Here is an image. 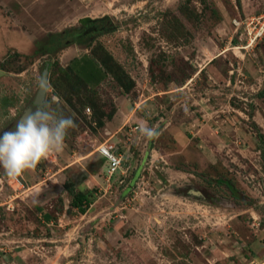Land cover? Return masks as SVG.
Wrapping results in <instances>:
<instances>
[{"label":"rangeland","instance_id":"1","mask_svg":"<svg viewBox=\"0 0 264 264\" xmlns=\"http://www.w3.org/2000/svg\"><path fill=\"white\" fill-rule=\"evenodd\" d=\"M46 64L43 110L77 127L35 169L0 168V264H264V0H0V134Z\"/></svg>","mask_w":264,"mask_h":264},{"label":"clouds","instance_id":"2","mask_svg":"<svg viewBox=\"0 0 264 264\" xmlns=\"http://www.w3.org/2000/svg\"><path fill=\"white\" fill-rule=\"evenodd\" d=\"M75 127L71 116L57 115L47 109L32 112L17 121L14 129L0 134V168L9 178L35 169L42 159L63 151L65 137ZM139 132L148 139L157 135L154 128L143 123ZM112 163L118 161L112 158Z\"/></svg>","mask_w":264,"mask_h":264},{"label":"built area","instance_id":"3","mask_svg":"<svg viewBox=\"0 0 264 264\" xmlns=\"http://www.w3.org/2000/svg\"><path fill=\"white\" fill-rule=\"evenodd\" d=\"M95 152L104 160V163L107 164L106 172L108 176L111 177L115 172H117L123 167L124 161L116 145L103 142L95 148ZM112 158H115L118 161V164L114 165L112 163Z\"/></svg>","mask_w":264,"mask_h":264},{"label":"trees","instance_id":"4","mask_svg":"<svg viewBox=\"0 0 264 264\" xmlns=\"http://www.w3.org/2000/svg\"><path fill=\"white\" fill-rule=\"evenodd\" d=\"M86 20L89 21L90 19H86ZM93 61L98 63V61L96 59L95 60L93 59ZM98 68L100 70L99 79L96 82H86L85 81L87 84L99 83L104 78V74H103V71H102L101 67L98 66ZM77 75H79V74L77 73ZM90 196L91 195H89L87 193H84L82 191H78L76 193H72V199H71L70 206L72 208L76 209L80 214H84L86 212V208H88L91 205V203H92V199H91L92 197H90ZM46 218H47V220L49 219V217L47 215H46ZM262 243H264V241H262ZM250 252L252 253V256H254V254H255L254 251L251 250Z\"/></svg>","mask_w":264,"mask_h":264},{"label":"water","instance_id":"5","mask_svg":"<svg viewBox=\"0 0 264 264\" xmlns=\"http://www.w3.org/2000/svg\"><path fill=\"white\" fill-rule=\"evenodd\" d=\"M1 74L2 73L0 72V75ZM48 76H49V64H46V67L41 74L40 86L37 90L35 99L33 101V106L36 108V111L43 110V103L48 89ZM29 112H32V108L29 110Z\"/></svg>","mask_w":264,"mask_h":264},{"label":"flooded vegetation","instance_id":"6","mask_svg":"<svg viewBox=\"0 0 264 264\" xmlns=\"http://www.w3.org/2000/svg\"><path fill=\"white\" fill-rule=\"evenodd\" d=\"M89 23H91V26H86V27H84L85 28V30L83 29V31H81V33H75L74 35H72V38L73 39H77V40H80V39H84V38H86L87 36H90V35H92V34H94V33H97L96 31H97V26L98 25H96V24H100V23H102V22H98V23H94V22H91V21H89ZM89 25V24H88ZM81 37H83V38H81ZM32 108V112H34V111H36V108L33 106V104L29 107V108H27L26 110H25V112L23 113V115H22V117H21V119L22 118H24V117H26V116H28L29 114H31L32 112H29V110Z\"/></svg>","mask_w":264,"mask_h":264},{"label":"crops","instance_id":"7","mask_svg":"<svg viewBox=\"0 0 264 264\" xmlns=\"http://www.w3.org/2000/svg\"><path fill=\"white\" fill-rule=\"evenodd\" d=\"M136 120H139L138 118L136 119ZM125 121H121L120 119H119V121H118V123H119V126L116 128V124L114 123H108L107 124V131H108V133L111 135L110 136V139L111 138H114L122 129H124V126L126 125V123H124ZM134 122V121H133ZM113 124V125H112ZM107 142H109V141H107ZM115 145V144H114ZM177 145H178V143H177ZM116 147H117V145H116ZM117 149H118V147H117ZM96 153V152H95ZM98 155V154H97ZM99 156V155H98ZM99 158L104 162V160L99 156ZM122 169V168H121ZM120 169V170H121Z\"/></svg>","mask_w":264,"mask_h":264}]
</instances>
